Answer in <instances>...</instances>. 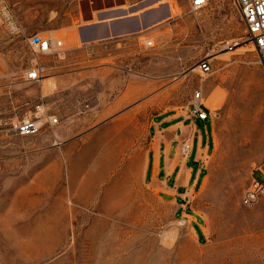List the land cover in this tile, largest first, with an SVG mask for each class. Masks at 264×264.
<instances>
[{
	"label": "rangeland",
	"instance_id": "obj_1",
	"mask_svg": "<svg viewBox=\"0 0 264 264\" xmlns=\"http://www.w3.org/2000/svg\"><path fill=\"white\" fill-rule=\"evenodd\" d=\"M8 1L24 33L0 23V115L18 122L46 103L40 83L25 79L37 61L24 38L33 34L63 44L39 59L45 69L61 65L70 76L93 66L77 98L94 108L83 116L67 111L77 130L73 151L86 146L88 157L64 159L69 141L52 127L36 136L0 133V264H264V196L255 206L242 203L264 171V67L234 0H211L198 12L190 0H119L125 18L148 24L135 32L123 25L117 37L85 50L76 48L78 27L92 23L88 12L98 4L108 11V0ZM69 31L77 42H68ZM206 59L213 69L203 77L197 67ZM107 66L109 77L99 70ZM105 78L122 82L112 87ZM196 91L215 130L195 203L206 222L200 242L193 223L176 219L143 183L150 119L170 104L192 105ZM102 98L126 107L108 112Z\"/></svg>",
	"mask_w": 264,
	"mask_h": 264
},
{
	"label": "crops",
	"instance_id": "obj_2",
	"mask_svg": "<svg viewBox=\"0 0 264 264\" xmlns=\"http://www.w3.org/2000/svg\"><path fill=\"white\" fill-rule=\"evenodd\" d=\"M116 4H120V1L108 0V11L103 10L102 6L98 4L88 12L92 23L78 27L80 46L76 48L85 50L90 46L93 47V43L110 41L111 38L119 35L121 26H125L128 19H135V17L125 18L127 17L125 11L121 8L115 9ZM117 14L122 15L118 17ZM105 16L109 17L105 18ZM111 31H114L115 34H111ZM66 35H70L68 42H77L71 31ZM89 63H93V61ZM86 65H79L73 71L74 77L67 75L68 70H65L67 67L50 65L45 69L48 75H45L39 82L43 99L46 102L45 105L50 110L58 111L59 124L52 126L53 131L57 133L59 139L69 141L62 151V157L67 160L88 157L89 148L86 146L73 151L78 143H74L70 138L77 130L69 126L70 120L67 115V111L71 110L75 115L83 116L91 110V107L94 108L91 103L88 104L89 99L84 96L81 95V98H77L80 87H82L80 85L82 80H85L87 75L92 73L93 66ZM112 69L107 66L99 70L103 71L101 72L103 76L109 77ZM72 80L75 81L73 87H71ZM104 80L112 87L114 84L119 85L122 82L109 80V78ZM69 89L72 90L68 91ZM130 89V85H127L119 97L128 100ZM71 91H73L74 96H72ZM69 93L70 95H68ZM100 100L102 105L106 104L105 109L108 112L115 109L123 110L126 107L122 106L123 103L121 102L113 100L111 102L105 98ZM191 108L192 105L189 102L181 106L170 104V106L162 109L161 113L150 119L149 137L145 148L143 183L161 203L173 208L176 219L193 223L197 239L200 242L207 238L206 222L198 212L195 203L208 176L210 155L215 149V130L211 116L207 120H201L191 114ZM59 144L62 145L61 141ZM184 144L189 145L188 151L183 150ZM70 171V175H72L71 168ZM36 203L40 202L36 201ZM52 203L54 202L49 199L43 206L49 207Z\"/></svg>",
	"mask_w": 264,
	"mask_h": 264
},
{
	"label": "built area",
	"instance_id": "obj_3",
	"mask_svg": "<svg viewBox=\"0 0 264 264\" xmlns=\"http://www.w3.org/2000/svg\"><path fill=\"white\" fill-rule=\"evenodd\" d=\"M211 0H190L191 9L198 12L206 8ZM234 4L241 15L245 26L246 42L253 46L257 53L259 61L264 67V0H234ZM0 23L5 26L13 35L24 33L19 25L12 7L8 0H0ZM25 41L32 47L36 55V63L25 73L26 80L30 82H40L44 78L45 68L40 62L44 56L58 53L63 46L61 41L53 42L50 39L43 38L38 34L25 35ZM242 42L237 41L232 44H225L222 47L224 52H231L239 47ZM148 45L153 46L152 42ZM213 66L210 59L203 60L198 64L197 70L201 76H207L212 72ZM191 114L201 120H207L210 117L208 108L204 103L202 91H196L193 95ZM59 124L57 115L46 109L44 103L36 106V111L30 118H25L18 122L8 121L0 115V133L6 136H36L46 127H52ZM183 150L188 151L189 145L184 144ZM264 196V171L256 172L252 179L250 187L245 190L242 203L245 206H255Z\"/></svg>",
	"mask_w": 264,
	"mask_h": 264
},
{
	"label": "water",
	"instance_id": "obj_4",
	"mask_svg": "<svg viewBox=\"0 0 264 264\" xmlns=\"http://www.w3.org/2000/svg\"><path fill=\"white\" fill-rule=\"evenodd\" d=\"M123 18V17H122ZM156 19L154 18L152 21H155ZM148 21H146L145 19H139V18H135V19H128L127 24L125 25V29L127 31H136V30H141L142 25L145 26L147 25ZM153 23V22H152Z\"/></svg>",
	"mask_w": 264,
	"mask_h": 264
},
{
	"label": "bare ground",
	"instance_id": "obj_5",
	"mask_svg": "<svg viewBox=\"0 0 264 264\" xmlns=\"http://www.w3.org/2000/svg\"><path fill=\"white\" fill-rule=\"evenodd\" d=\"M164 18V17H163ZM109 21V20H108ZM154 23V22H153ZM101 27V26H100ZM125 32V31H124ZM126 35V34H125ZM124 36V35H123ZM152 44H153V42H152Z\"/></svg>",
	"mask_w": 264,
	"mask_h": 264
}]
</instances>
